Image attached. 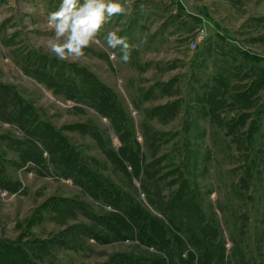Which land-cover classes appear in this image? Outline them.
<instances>
[{
    "label": "rangeland",
    "instance_id": "374dc122",
    "mask_svg": "<svg viewBox=\"0 0 264 264\" xmlns=\"http://www.w3.org/2000/svg\"><path fill=\"white\" fill-rule=\"evenodd\" d=\"M60 2L0 0V243L29 264H264V0H133L76 62L45 47ZM45 126L169 243L119 237L122 209L63 175Z\"/></svg>",
    "mask_w": 264,
    "mask_h": 264
},
{
    "label": "trees",
    "instance_id": "16d2710c",
    "mask_svg": "<svg viewBox=\"0 0 264 264\" xmlns=\"http://www.w3.org/2000/svg\"><path fill=\"white\" fill-rule=\"evenodd\" d=\"M174 107L175 105H173L171 112L174 111ZM165 108V106L159 108L160 110L155 112V114L163 113ZM23 122L21 123L23 124ZM44 128L45 133H41L40 135L35 127V132L33 130L31 132L36 133V136L41 140L49 153L57 159L60 168L63 170V175L72 178L74 182L79 184L84 190H87L91 195L98 196L99 198L102 197L108 204L122 209L121 214L114 215L109 223L110 228L113 230L116 228L115 232L119 237L125 238L123 236H128L123 231L124 229L129 231L128 229L131 228L137 230L138 238L142 242L151 246H157L158 243H169L167 232L161 223L153 220L148 221L144 216V212L136 204L133 205L132 201L124 193L115 189L111 190L109 187H103V184L98 181L97 177L95 178L84 166L77 163V154L69 148L68 144L63 139H58L56 135L50 133L49 126H45ZM121 154L125 161L120 162L128 164L133 173L137 175L140 169L137 154L126 149H122ZM101 188L102 190H100ZM55 203H57L59 209L62 206L66 207L68 205L67 201H56ZM16 247V244L0 243V264H29L26 262V258L23 257L24 255L20 252V249ZM190 255L192 258L193 255ZM16 256H19V258L17 259ZM208 263L210 261L207 259L203 261V264Z\"/></svg>",
    "mask_w": 264,
    "mask_h": 264
},
{
    "label": "clouds",
    "instance_id": "9594fccd",
    "mask_svg": "<svg viewBox=\"0 0 264 264\" xmlns=\"http://www.w3.org/2000/svg\"><path fill=\"white\" fill-rule=\"evenodd\" d=\"M133 0H61L57 10L47 16V29L54 33L45 41L47 51L60 61L76 62L85 50L97 42L105 24L114 16L127 14ZM104 41L109 49H119L120 60L128 63L132 46L118 30L107 32ZM112 59L116 58L113 51Z\"/></svg>",
    "mask_w": 264,
    "mask_h": 264
},
{
    "label": "crops",
    "instance_id": "0c3cea01",
    "mask_svg": "<svg viewBox=\"0 0 264 264\" xmlns=\"http://www.w3.org/2000/svg\"><path fill=\"white\" fill-rule=\"evenodd\" d=\"M163 25H164V29L168 27V23H166V24L164 23ZM170 25H171V24H170ZM165 31H167V30L165 29ZM165 31H164L163 33H164V35L166 34L165 36H167V33H165ZM130 35H131V34H130Z\"/></svg>",
    "mask_w": 264,
    "mask_h": 264
},
{
    "label": "built area",
    "instance_id": "2783aa9c",
    "mask_svg": "<svg viewBox=\"0 0 264 264\" xmlns=\"http://www.w3.org/2000/svg\"><path fill=\"white\" fill-rule=\"evenodd\" d=\"M191 47H192V48H194V43H193V44H191Z\"/></svg>",
    "mask_w": 264,
    "mask_h": 264
}]
</instances>
